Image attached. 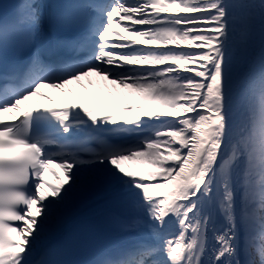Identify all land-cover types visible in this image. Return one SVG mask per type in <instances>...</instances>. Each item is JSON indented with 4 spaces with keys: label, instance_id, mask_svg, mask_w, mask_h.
<instances>
[{
    "label": "snow or ice",
    "instance_id": "obj_1",
    "mask_svg": "<svg viewBox=\"0 0 264 264\" xmlns=\"http://www.w3.org/2000/svg\"><path fill=\"white\" fill-rule=\"evenodd\" d=\"M12 7L0 19V113L91 74L145 102L0 120V264H79L64 258L73 245L53 242L91 200L118 210L108 222L131 241L91 264H264V0ZM136 159L154 170L121 164ZM53 165L59 184L46 179Z\"/></svg>",
    "mask_w": 264,
    "mask_h": 264
},
{
    "label": "bare ground",
    "instance_id": "obj_2",
    "mask_svg": "<svg viewBox=\"0 0 264 264\" xmlns=\"http://www.w3.org/2000/svg\"><path fill=\"white\" fill-rule=\"evenodd\" d=\"M100 1L101 0H98V2H100ZM114 27H115V29L117 31H123V27L119 23H114ZM125 35H128V33H125ZM131 38L132 39H138V37H131ZM77 84L79 86V88H77V90H76L77 92H74L73 90H70L67 87L66 88L65 87L52 88V89H50V91L51 92H56L57 89H58V90H62L64 93L73 94L75 96H77L78 92H80L81 97L84 98V100H82V103H80V104H84L85 106L90 107V105H89L90 101H95L96 103H98L99 108L104 109L105 111H107L108 109L105 106L108 105V104H122L121 101L119 100V99L122 98V95H121L120 92H123L124 90H126V88H121L118 84H112V83H110L109 80H105V79H103L100 76H96L95 74H91V75H89L87 77H82V79L80 81H78ZM84 86L86 88L93 87V91L90 92V93L87 92V91H83L82 88ZM98 86L101 87L102 90L99 89V91L96 93L94 91V88L95 87L98 88ZM112 89H116L117 90V92L114 95L111 93ZM40 92L43 95L38 94V95H36V97H37L36 99L30 98L29 100L22 102L21 105H20V111L25 110L26 107L29 106V105H35V106L36 105H41V104H44V103H49L50 101L53 100V97L50 96V95L45 94L44 91H40ZM140 94H142V93H140ZM112 96H114V97L112 98ZM110 98H112V99H110ZM137 98H138V96H137ZM66 104L67 103L63 102V103H60L59 106L60 105H66ZM115 110H118V109H115ZM120 111H122V110H120ZM16 113H17L16 110H12L10 112H4V114L6 116L8 114L15 115ZM127 114L133 115V113H127ZM58 149L59 148H56V150H58ZM141 161H143V160H141ZM122 162H121V164H122ZM130 162H134V160H131ZM53 172L59 173V177H57L56 175H54V176H55V180H59L60 179L61 180L60 183H61L62 180L65 178L64 170L59 168L56 165H53L52 167L49 168L48 173L46 175V178L48 176L53 175ZM49 182L55 184L54 181L53 182L49 181ZM48 191L49 190L47 188H45V193H47ZM98 201H102L101 205H98V203H97ZM106 208L111 209L108 206L106 201H103V200H91L90 203H89V206L87 208H85L80 213V215L68 225V227L62 233V235L67 233L70 230H73L75 228H80V227H82L84 225H87L88 223H90L92 221H95V219L100 218L103 215H106L109 212L108 210H106ZM112 211H114V210H112ZM116 211H118V210L116 209ZM33 212H35V207L33 208ZM173 231H177L178 232L179 231V225H173ZM105 234H106V237H105L106 241L104 242V244H105L104 247L106 249H108V250H110L115 243H117L118 241H121V239H122L120 237V234L118 232H116L115 229H109V230H107V232ZM187 235L188 234H185V240L187 238Z\"/></svg>",
    "mask_w": 264,
    "mask_h": 264
},
{
    "label": "rangeland",
    "instance_id": "obj_3",
    "mask_svg": "<svg viewBox=\"0 0 264 264\" xmlns=\"http://www.w3.org/2000/svg\"><path fill=\"white\" fill-rule=\"evenodd\" d=\"M235 25L238 29V33H243V31L245 30L246 28V21L245 19L243 18V16H240L238 17V19L236 20L235 22ZM117 92L116 89H112L111 90V93L112 94H115ZM122 96H126L128 98H131L133 100H137L138 102L140 103H144L145 100H144V94H140L138 92H135L134 90L132 91L131 89H126L124 90L123 92H120ZM138 96V98H137ZM137 98V99H136ZM158 105V104H156ZM155 106V105H154ZM163 111H167V109H164V108H161V111L159 112H163ZM122 166L126 168V170H129V171H133L135 173H137L138 175H146V173L148 171H152L154 169H152L148 164H146L145 162L141 161L140 159L139 160H135L134 162H130V161H123L122 162ZM48 181H54L55 184H59L60 183V179L59 180H55V176L54 175H51V176H48L46 178Z\"/></svg>",
    "mask_w": 264,
    "mask_h": 264
}]
</instances>
